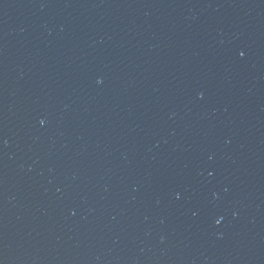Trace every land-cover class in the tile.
Instances as JSON below:
<instances>
[{
    "label": "water",
    "instance_id": "1",
    "mask_svg": "<svg viewBox=\"0 0 264 264\" xmlns=\"http://www.w3.org/2000/svg\"><path fill=\"white\" fill-rule=\"evenodd\" d=\"M0 264H264V0H0Z\"/></svg>",
    "mask_w": 264,
    "mask_h": 264
}]
</instances>
